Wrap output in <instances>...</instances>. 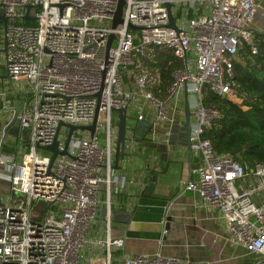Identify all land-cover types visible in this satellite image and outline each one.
<instances>
[{"label": "built area", "instance_id": "obj_1", "mask_svg": "<svg viewBox=\"0 0 264 264\" xmlns=\"http://www.w3.org/2000/svg\"><path fill=\"white\" fill-rule=\"evenodd\" d=\"M124 1L123 22L113 29L118 0H0L8 42L5 74L20 100L21 130L27 131V145L13 139L15 151L0 158L11 188L0 206V264H198L165 254L162 240L153 255L125 254L126 230L114 219L115 210L129 208L116 197L138 185L137 178L114 170L119 111L127 110L125 150L136 155L140 123L148 125L142 136L152 146L170 143L177 132L186 135V96L189 150L200 164L185 191L219 213L226 234L221 240L255 257L245 264H264V164L248 170L218 155L204 138L220 117L204 106L206 90L242 103L232 85L231 59L242 42L258 53L264 0ZM166 3L176 30L169 27ZM152 48L171 51L183 66L164 100L147 90L148 75L127 82L130 67ZM12 93L9 83L0 89L2 112L12 107L6 99ZM97 111L94 137L74 131L68 154L50 166L52 154L44 148L57 142L63 151L65 125L90 127ZM40 203L45 210L37 218L32 208Z\"/></svg>", "mask_w": 264, "mask_h": 264}, {"label": "crops", "instance_id": "obj_2", "mask_svg": "<svg viewBox=\"0 0 264 264\" xmlns=\"http://www.w3.org/2000/svg\"><path fill=\"white\" fill-rule=\"evenodd\" d=\"M3 43L2 35L0 53ZM2 60L4 61L3 54ZM4 76L5 70L0 74L1 90L8 83ZM6 99L13 108L16 104L13 93L7 95ZM1 105L3 106L2 102L0 107ZM2 109L3 107L0 109V117H12V112H2ZM22 135L21 130L19 136ZM18 137L10 136V139H16L17 142ZM172 137L168 144L164 142L153 146L145 139L137 141L140 147L138 153L121 161L120 169L116 170L118 176H133L138 183L116 197L120 204L125 202L129 205L128 209H117L114 213L116 223L126 230L124 253L153 255L160 249L159 242L162 240L165 243V254L177 258L188 257L198 264H245L254 261L255 257H247L243 248L225 244L221 240L220 236L226 234L219 213L202 205L193 192L184 191L178 196L170 205L165 218L167 203L181 192L186 183L196 179L195 170L200 164L193 154L190 157L186 135L184 145L177 142L181 137L180 132ZM19 144L27 145V139L22 136ZM147 152L151 156L144 155ZM163 168L165 173H162ZM156 173H159L158 178ZM167 175L171 183L164 184ZM161 178L163 181L159 184L158 179ZM152 185L154 190L148 192ZM8 199L10 197L6 195L4 202Z\"/></svg>", "mask_w": 264, "mask_h": 264}, {"label": "trees", "instance_id": "obj_3", "mask_svg": "<svg viewBox=\"0 0 264 264\" xmlns=\"http://www.w3.org/2000/svg\"><path fill=\"white\" fill-rule=\"evenodd\" d=\"M3 30L4 25L0 21L1 35ZM255 43L258 47L256 55L250 52L246 42H242L237 55L231 59L232 85L242 100L241 104L221 98L209 90L204 93V106L220 113V117L206 129L204 138L212 143L218 155L229 156L248 170L264 164V34L257 33ZM182 67L181 61L171 51L152 48L130 68L137 75L151 77L147 90L164 100L174 83V73ZM17 142H22V136L17 138ZM14 151L5 144L3 154ZM163 171L164 168L162 173H165Z\"/></svg>", "mask_w": 264, "mask_h": 264}, {"label": "water", "instance_id": "obj_4", "mask_svg": "<svg viewBox=\"0 0 264 264\" xmlns=\"http://www.w3.org/2000/svg\"><path fill=\"white\" fill-rule=\"evenodd\" d=\"M124 6H125V1L124 0H118V4H117V9L115 11V15H114V19H113V24H112V28L115 29L118 25L122 24L123 19V10H124ZM166 7L169 13V20H170V24L169 27L173 28L174 30H176V26L174 23V19L171 13V4L166 3ZM2 8L3 6L0 4V21L3 23L4 28L6 26V17L5 15L2 13ZM32 6H28L27 7V11L28 14L26 16L27 19H30L29 17V11L31 10ZM31 21H34L33 18H31ZM134 29V28H133ZM114 39V36L111 35L109 37V41H108V49L110 48V45L112 43V40ZM7 46H8V42L7 39L4 38V43H3V48L1 50L2 54H6L7 52ZM4 79H6L11 87V90L16 98V104L13 108L7 109L6 111L8 112H12V117L10 122L6 125V127L3 130V135L2 138L0 140V158L3 155V150H4V146L6 144V141L8 140V138L10 136L13 137H18L19 134L21 133V126H20V121L18 119L19 113L21 111V106L19 103V100L17 99L18 97L16 96L15 93V89L11 80V77L9 75L8 72H6ZM99 97V95H98ZM127 110L126 109H122L119 111V115H120V119L118 122V141H117V146H116V152H115V156H114V170H119L120 169V162L124 161L126 158H130L135 156L134 154H129L126 152L125 150V144H126V114ZM184 113H185V125H184V129H185V133H186V139H187V143H188V148L190 146V127H191V112H190V107H189V103H188V98L186 96V101H185V107H184ZM97 119H98V111L96 113L93 125L90 127H75L72 125H65L68 129H69V136L66 142V146L65 149L63 151L59 150V144L57 142H55L52 146L44 148L45 151L49 152L52 154L51 157V161H50V166L53 165L54 161L56 160L57 156H64L68 154V145H69V141H70V137L72 135V133L76 130H80V131H89L91 133V137H94L95 132H96V125H97ZM64 126L63 124H60L59 128ZM148 127V125L146 123H140L137 128H136V132H135V137L134 139L136 141H142L144 138L142 136V133L144 132V129ZM151 127L148 128V132H151ZM190 157H192V152L190 151ZM155 176L158 178L159 173H156ZM168 176V175H167ZM169 176L164 179V184L167 183H171L169 181ZM161 179H158L159 184L163 181ZM178 182H175V184H177ZM187 184V183H186ZM186 184L184 185V188L181 190V192L179 194H177L175 196V198H172L168 203H167V207L165 209V218L167 216L168 213V209L170 207V205L174 202V200L180 196L186 188ZM154 190V186H150L148 189V192L153 191ZM115 213V212H114Z\"/></svg>", "mask_w": 264, "mask_h": 264}, {"label": "rangeland", "instance_id": "obj_5", "mask_svg": "<svg viewBox=\"0 0 264 264\" xmlns=\"http://www.w3.org/2000/svg\"><path fill=\"white\" fill-rule=\"evenodd\" d=\"M260 24H261L260 26H261V29H262L261 32H263V34H264V21L263 20H262V22L260 21ZM1 44H2V35L0 34V47H1ZM2 61H3L2 60V54L0 53V74L3 73L4 70H5V65L4 64L2 65V63H1ZM136 76H137V74L135 72H132L127 77V80H128L127 82L129 84H133L134 79L136 78ZM114 116H115V114H114ZM10 120H11L10 116H8V117H6V116L5 117H0V140H1L2 135H3V130L6 127V125L9 123ZM180 134H181L180 140H178L177 142H180L181 144L184 145V143H185L184 135L185 134H184L183 131H181ZM22 136L26 137L27 136V131H23V135ZM11 140L12 139H10V137H9L8 140L6 141V144H8V146H10V148H12L11 147ZM13 145H14V143H13ZM37 153L40 156L44 155V152L42 150H38ZM150 153H153V152L150 151ZM150 153L147 152L144 155L151 156ZM8 155H11V154H3L2 155L3 157L1 159L6 158L5 156H8ZM4 174L7 175V167H5L4 165H0V206L5 205L4 198H5L6 195H8L9 197L11 196V194H10V192H11L10 185L8 184L7 181H5L3 179ZM5 178H6V176H5ZM6 180H7V178H6ZM13 197H14V201H17L19 199V197H17L16 194H14ZM170 197H173V195L170 196ZM44 210H45V205L43 203L35 204L33 206V208H32L33 216L39 218L40 215L44 212ZM190 231H192V230H190ZM163 245H165L164 242H163ZM247 257H250V256H247Z\"/></svg>", "mask_w": 264, "mask_h": 264}]
</instances>
